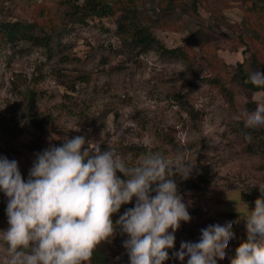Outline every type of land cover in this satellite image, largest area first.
<instances>
[{"label": "rangeland", "instance_id": "374dc122", "mask_svg": "<svg viewBox=\"0 0 264 264\" xmlns=\"http://www.w3.org/2000/svg\"><path fill=\"white\" fill-rule=\"evenodd\" d=\"M84 1L0 0V27L39 16L50 25L31 27L14 39L6 31L0 36V156L17 160L27 180L36 154L63 143L69 134L84 136L92 147L99 143L102 152L112 145L131 163L148 150H163L174 164L181 155L185 164L195 163L190 175L203 168L211 182L206 196L182 195L191 220L181 222L164 264H181L173 253L182 241L197 242L202 228L231 220L236 221V238L226 249L228 256L218 260L230 264L236 247L247 239L246 222L236 208L241 213L247 204L254 208L261 194L258 185L251 186L264 182V127L249 129L248 142L240 125L242 113L254 110V99L264 91L246 88L239 73L240 63L249 74L254 72L253 53L264 64L260 39L247 49L239 37L248 27L244 20L264 27V9L259 5L260 12L253 14L255 5L247 0H197L196 8L192 0H176L171 9L161 6L169 0H138L140 24L153 30L165 47L184 44L187 36L206 28V46L197 44L190 53L186 43L193 61L173 58L157 46L139 49L130 42L131 33L118 32L114 19L80 9ZM262 33L264 37V29ZM203 53L213 58L212 68L205 67ZM30 88L37 90L38 108L56 125L54 136L42 135L27 117ZM69 122L80 131L65 132ZM6 207L7 197L0 192V229L8 227ZM121 255L117 249L115 258Z\"/></svg>", "mask_w": 264, "mask_h": 264}, {"label": "clouds", "instance_id": "9594fccd", "mask_svg": "<svg viewBox=\"0 0 264 264\" xmlns=\"http://www.w3.org/2000/svg\"><path fill=\"white\" fill-rule=\"evenodd\" d=\"M246 82L264 90V71L252 72ZM253 102L256 108L242 113L244 129L264 127V96ZM62 129L80 131L71 122ZM243 135L252 140L250 132ZM194 166L181 155L174 164L163 150H148L131 163L112 145L102 152L99 143L92 147L82 135L65 136L62 145L37 153L27 180L17 160L0 156L8 223L0 229L3 264H90L95 250L118 231L127 236L123 247L130 264H164L181 222L191 220L175 177L187 179ZM257 185L261 195L254 208L247 203L243 213L236 208L246 222L247 239L236 247L230 264H264V182L251 188ZM134 198V206L113 221ZM235 222L202 228L197 242L182 241L173 256L181 264H218L236 238Z\"/></svg>", "mask_w": 264, "mask_h": 264}, {"label": "trees", "instance_id": "16d2710c", "mask_svg": "<svg viewBox=\"0 0 264 264\" xmlns=\"http://www.w3.org/2000/svg\"><path fill=\"white\" fill-rule=\"evenodd\" d=\"M137 1L138 0H85L84 3L80 4L78 7L82 10H86L85 12H87L88 15L91 14L98 17H107L114 19L118 32L125 36H128V33H131L130 42L134 43V45H136L141 50H147L157 46L158 49H162L163 53L168 54L173 58H189L193 60L192 56H189L185 49L186 43H189V45L191 46L190 53L195 51L197 44L206 46V44L209 43L207 37H204L206 28H202L187 36L186 40L188 42H185L184 44H181L177 47L168 48L165 47V45H161V42L156 33L153 30L140 24L137 12L140 4L139 1ZM175 1L176 0H169V3L166 4L163 1L161 6L164 9H171L174 7ZM192 2L194 4V7L196 8L197 0H192ZM247 2L255 5V7H253L252 9L253 14H258L260 12V10L257 9L259 5L261 9H264V0H247ZM75 14L76 13H73V15ZM35 19V21H31L26 24L21 21L2 22L0 27V36H3L4 31H6V35H8L10 39H14L18 35H25L27 29L31 27L35 28L36 26H41L42 28H44L45 25L50 26L49 21H42L40 16ZM244 22L247 23L246 25L248 26L247 28H245V36L241 34L239 37H241L242 43H244L245 46H248L247 49H250L249 45H251L252 42L256 43V40L258 38L264 44V37L262 33L264 27L248 20H244ZM31 35L32 37H34L33 34ZM246 38L248 39L245 40ZM35 39L39 40L38 37H35ZM45 39V45H49V39ZM38 44L41 45L40 42ZM247 49H245L244 51H248ZM201 57L202 60L205 61V67L209 66L212 68L213 58L211 57V55L203 53ZM250 57L251 62H253V71H264V64L259 59L258 55L256 53H253ZM198 61L194 62V65H199ZM242 65V63L239 64V73L241 75L240 80L242 85L255 92L264 91L262 89H257L250 82H246L250 74L245 71V69H243ZM193 67L195 68V66ZM211 79L215 81L216 75H214V77ZM28 94L29 103L27 106V117L29 118L33 126L36 127L38 131L46 137L54 136L55 134H57V131L55 130L56 125L53 124V120L49 119L50 116H47L46 113L41 112V109L38 108L37 90L35 88H30ZM192 111H195L193 106ZM240 125L242 130L250 132L249 129H244L243 122H240ZM67 136L74 137L77 136V134H69ZM62 144L63 143H59L57 144V146H60ZM175 179L178 182V187L181 195H187L190 193L192 195L206 196L211 182V179L208 176V171L203 168L201 173L198 175H190L187 179H180V176L177 175ZM244 199L246 201L250 200L246 193H244ZM134 202L135 201H133L131 204L122 205L120 212L113 215V221L117 220L119 218V215L123 214V212L127 208L133 207L135 204ZM117 234H120L119 231L117 232ZM125 239H127L126 235H124L123 238H115L110 243L101 244L95 250L90 264H130L127 250L123 247V241ZM117 249L119 253H122V255L118 259L115 258V252Z\"/></svg>", "mask_w": 264, "mask_h": 264}]
</instances>
